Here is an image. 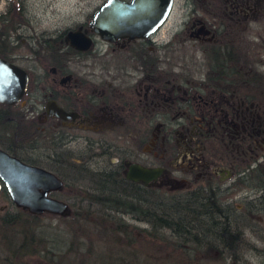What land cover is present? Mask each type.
<instances>
[{"label":"flooded vegetation","instance_id":"1","mask_svg":"<svg viewBox=\"0 0 264 264\" xmlns=\"http://www.w3.org/2000/svg\"><path fill=\"white\" fill-rule=\"evenodd\" d=\"M105 1L84 21L43 36L46 43L27 55L31 65L18 64L26 90L14 103L0 102V118H22L33 149L7 133L0 148L64 183L96 189L108 199H98L102 206L121 192L118 210L148 231L157 229L144 215L160 212L164 197H213L216 207L206 208L230 220L207 221L189 241L224 245L238 264L258 260L247 236L264 234V0H171L146 35L112 40L89 24ZM69 30L79 31L78 46L80 36L89 45H71Z\"/></svg>","mask_w":264,"mask_h":264},{"label":"rangeland","instance_id":"2","mask_svg":"<svg viewBox=\"0 0 264 264\" xmlns=\"http://www.w3.org/2000/svg\"><path fill=\"white\" fill-rule=\"evenodd\" d=\"M101 2L102 0H0V15L8 17V21L3 19L0 22V50L17 65L27 67L31 65L27 55L39 51V48L33 47L46 43L48 38L43 36L66 30L84 21ZM4 35L7 36L3 41ZM258 70L259 78H264V65H258ZM18 108L19 106L11 107L9 111L13 112ZM18 120L14 124L5 117L0 118V133H7L9 137L19 134L16 143L33 149L32 144L25 141L23 134L26 133V122L20 117ZM66 183L59 196L71 203L74 216L42 214L33 218L18 209L9 197L0 194V264H58L48 262L43 257L44 247L47 252L50 251V255L61 258V261L56 262L63 264H104L118 258L112 250L119 244L128 245L127 248L122 247L126 264H238L235 260L226 258L227 250L224 245H215L213 249L205 248L199 244L194 245L191 241L180 242L167 230H145L143 227L149 226L118 210L120 206L116 202H110L111 208L99 204L102 201L98 200L96 189L80 186V182L76 181ZM13 214L17 215L14 223L3 222L4 217L9 219ZM247 217L245 214L242 220L246 221ZM248 221H253V217ZM21 225L25 231L34 234L32 243H29V239L25 241L31 254L16 253L15 259L9 260L8 248L5 246L7 243L13 246L22 241L20 238L24 234L19 233L22 231ZM247 237H252L259 252V259L248 263L262 264L259 260L264 262V234L248 230ZM59 245H62L60 252L51 250ZM243 249L248 251L250 247L243 245Z\"/></svg>","mask_w":264,"mask_h":264},{"label":"water","instance_id":"3","mask_svg":"<svg viewBox=\"0 0 264 264\" xmlns=\"http://www.w3.org/2000/svg\"><path fill=\"white\" fill-rule=\"evenodd\" d=\"M170 3L171 0H106L89 24L106 40L144 36L162 23ZM78 34L77 30H69L65 35L66 40L71 45L85 48L90 41L80 36L83 45L78 46L73 41ZM27 82L28 75L22 67L0 57V102H16L24 94ZM133 171L140 175L148 173L138 168ZM127 176L135 178L134 175ZM2 186H5L14 205L30 214L67 216L71 212L65 200L50 195L52 191L62 188L61 178L0 148V189Z\"/></svg>","mask_w":264,"mask_h":264},{"label":"trees","instance_id":"4","mask_svg":"<svg viewBox=\"0 0 264 264\" xmlns=\"http://www.w3.org/2000/svg\"><path fill=\"white\" fill-rule=\"evenodd\" d=\"M6 17H7L6 15H0V22H3V19L5 21H8V17L7 18ZM0 35H2L1 31H0ZM5 36L7 35L3 36V41ZM0 54H3V56H5L2 50H0ZM66 182L64 183V186L67 185ZM116 186L119 185L116 184ZM0 194L9 197L8 192L4 186L1 188ZM110 194L111 196L109 197V202H116L117 206H120L122 208L123 207L122 193L118 191L116 192L113 191L110 192ZM98 199L101 198L98 197ZM101 200L107 201L108 199L107 200L101 199ZM214 201L215 198L207 197L203 193L200 194L195 193L190 196H183V197L181 196L174 198L164 197L160 212H157L155 214L146 213L145 215L142 214L141 216L144 215V220L150 222L153 228L167 230L169 234L176 240L180 242L182 241L187 242L191 239L190 238L191 235L189 231L190 230H194L196 232L201 231L204 228V223H206L207 221L219 222V221L230 220V219L226 220L225 215L223 213H220L218 210L216 209L209 210L206 208L207 206L210 205L211 207H216L215 205H217V203H215ZM26 214L32 216L33 218L35 216H39V215H31L29 213ZM74 214L75 212H73L69 216H74ZM10 216L11 218L9 219L8 217H4L3 222L9 221V223H14L13 221L15 220L17 215L13 214ZM20 230L22 231L19 233L24 234V237L22 236L23 238H20L22 241L13 244V246L7 243V245L5 246L8 248L7 252H8V257H10L9 260H14L16 253H18L19 255L31 254V252L26 247L27 245L25 244V241L29 239V243H32V240L35 239L34 234L33 233L30 234L28 230L25 231L22 225ZM50 240L52 241L54 239H50ZM52 246H54V244ZM123 246H125V248L128 247V245L119 244L116 246L117 248L115 250H112L114 251V255L118 256V258L116 257L117 259L113 261L114 263L105 262L104 264H126V260L124 258L125 256L123 255L124 252V249L122 248ZM61 247L62 245H59L56 248L53 247L51 250L54 251L57 250L56 252H60ZM42 253H43V257H45V259L48 262L63 264L61 262H56V260L61 261V258H56L54 257V255H50L51 254L50 251L47 252V249H45V247L42 248Z\"/></svg>","mask_w":264,"mask_h":264}]
</instances>
